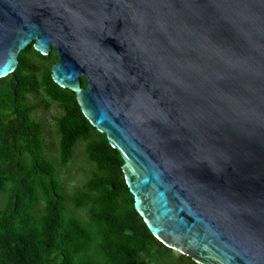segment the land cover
Segmentation results:
<instances>
[{"label":"water","instance_id":"1","mask_svg":"<svg viewBox=\"0 0 264 264\" xmlns=\"http://www.w3.org/2000/svg\"><path fill=\"white\" fill-rule=\"evenodd\" d=\"M30 43L56 52L154 237L264 264V0H0V78Z\"/></svg>","mask_w":264,"mask_h":264},{"label":"trees","instance_id":"2","mask_svg":"<svg viewBox=\"0 0 264 264\" xmlns=\"http://www.w3.org/2000/svg\"><path fill=\"white\" fill-rule=\"evenodd\" d=\"M57 59L53 49L44 55L30 43L0 78V264H199L151 234L119 151L83 115L75 92L52 79ZM80 81L86 85L85 76ZM41 103L60 108L56 159L35 116ZM79 144L90 173L66 191L61 170Z\"/></svg>","mask_w":264,"mask_h":264},{"label":"rangeland","instance_id":"3","mask_svg":"<svg viewBox=\"0 0 264 264\" xmlns=\"http://www.w3.org/2000/svg\"><path fill=\"white\" fill-rule=\"evenodd\" d=\"M40 96H31V102H37ZM60 113V108L57 104H52L48 109L41 106L36 110L35 116L41 120L44 127L45 141L48 145V156L52 159H56V148L58 144V137L55 132L54 118ZM83 144L77 145L74 151L71 162L63 167L61 170V180L63 182L66 191H70L75 185L81 183L86 177H88L90 171L86 168L83 154Z\"/></svg>","mask_w":264,"mask_h":264}]
</instances>
